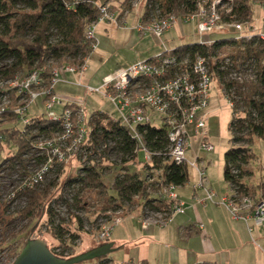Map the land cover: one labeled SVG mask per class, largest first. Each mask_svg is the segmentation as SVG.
I'll use <instances>...</instances> for the list:
<instances>
[{
  "label": "trees",
  "instance_id": "16d2710c",
  "mask_svg": "<svg viewBox=\"0 0 264 264\" xmlns=\"http://www.w3.org/2000/svg\"><path fill=\"white\" fill-rule=\"evenodd\" d=\"M128 1L126 0V4ZM197 1L155 0L154 6L159 5L166 14H189L196 10ZM255 2L256 0H234L231 15L225 16L224 19L230 21L235 18L244 23L253 22ZM144 13L147 17L148 11L144 10ZM96 18L95 3H77L74 0H0V81L44 69L42 76L50 83L54 67L47 69V66L51 62L74 61L83 64L94 51L86 37V27ZM227 47L234 51L218 59L212 66L225 94L233 98L235 103L230 122L231 147L225 152L224 176L230 185L238 188L239 193L258 195L264 192V173L261 180L255 184L251 164L255 159L252 151L255 139H264V41L256 34L250 39L237 40L234 37L218 40L212 48L200 43L187 44L176 47L173 52L194 59L197 55L216 56L217 52ZM248 69L253 71L252 80L240 82L232 79L235 70L245 72ZM20 97V94L11 92V105L1 114L0 152L7 155L0 161V237L4 230L19 220L27 222L20 231L23 234L42 214H46L47 231L61 244L55 249V253L65 258L72 257L74 253L69 252V249L74 248L81 238V232H85L84 219L74 215L72 218L76 217L77 221L66 225V221L61 219L54 209V204H64L69 210L76 208L90 213V201L82 194L83 190L89 188L102 197V206L97 208L94 214L114 212L110 213V216L101 217L102 219L111 220L115 211L125 207L126 210L129 207L132 212L139 209L138 215L143 209L170 212L171 205L157 195L164 185H185L189 180L190 167L169 159L167 130L156 125L138 127L145 146L152 153V162L145 161L142 170H132L131 167L138 162L140 155L145 158L139 142L119 118L104 111L90 114L87 144L83 151V155L90 162L97 155L100 156V161L81 167V173L69 179L65 190L63 193L61 191L58 197L54 189L58 187L63 164L50 169L45 179L48 180L56 171L57 177L50 179L47 184L41 181L33 187L22 185L24 178L47 161L46 156L40 154L35 146L37 140L40 137H51L61 131L62 123L49 120L46 112H36L31 116L29 109L27 116L31 123L24 124L15 111ZM42 102L43 99H39L34 105L43 104ZM113 155L118 158L117 162L109 160ZM106 161L110 162L112 167L104 165ZM113 169L124 172L115 175L113 182L108 186L105 170ZM149 170L158 172V175H153ZM12 188L15 191H11ZM110 189L115 192L112 194ZM11 192L14 193L10 194ZM88 218L91 220L90 216ZM71 223L76 225L75 231L70 227ZM99 228L100 226L97 230ZM13 236L16 238L15 234ZM58 249L62 251L57 252ZM78 264L145 262L115 263L113 259L104 256L97 262L88 260Z\"/></svg>",
  "mask_w": 264,
  "mask_h": 264
},
{
  "label": "built area",
  "instance_id": "2783aa9c",
  "mask_svg": "<svg viewBox=\"0 0 264 264\" xmlns=\"http://www.w3.org/2000/svg\"><path fill=\"white\" fill-rule=\"evenodd\" d=\"M74 1L95 3L97 18L87 25L85 32L94 51L98 47L97 26L114 23L117 26L126 27V14H129V11H126V0ZM154 1L135 0L133 3V9L137 11L136 29L141 35L152 33L157 37H162L166 31L180 22L198 20L201 34L236 31L241 33L240 36H236L237 40L250 39L258 34L264 41V32L255 31L252 23L249 25L235 18L230 21L224 19L225 16L231 15L234 0H198L196 10L189 14H166L159 5L156 6L157 8L154 6ZM143 3L145 4L144 10L148 11L147 17H145L144 10L142 13L138 12ZM258 3L264 10V0ZM246 28L251 29L250 32L244 33ZM215 42L216 40L198 43L212 48ZM221 51L213 57L197 55L194 59H190L188 56L175 54L173 50H165L147 60L137 61L107 75L99 87H87L89 93H102L115 104L121 116L120 121L128 127L132 136L139 142L138 145L147 163L152 162V153L145 146L138 127L140 125L164 127L169 140L167 152L169 159L177 164H186L197 171L200 178L197 186L205 188L207 199L210 201H214L218 194L209 187L206 176L209 164L201 158L200 152L214 149V144L209 138L205 109L211 100L212 83L214 81L220 83L212 66L218 59L228 56L227 54L221 55ZM229 62L228 59L227 64ZM87 69L86 60L77 67L64 65L62 68L53 69L50 83L46 82L42 76L41 72L44 69L35 70L26 76L18 74L9 80L0 81V122L1 114L11 105V92H16L21 95L20 99L25 98L26 100L24 104L15 107L19 119L24 124L31 123V119L27 116L30 109L29 101L36 103L39 99L45 102L47 118L62 123L61 131L51 137H40L37 140L35 146L40 154L46 156L47 161L24 178L22 185L33 187L41 181L44 182L53 166L64 164L67 156L60 149L68 143L83 149L88 138L90 115L87 114L84 103L77 100L67 101L62 112L56 111V105H61L64 101L56 92L55 87L60 80L61 71L77 73L78 71L85 72ZM231 77L240 82L254 78L251 69L245 72L235 70ZM222 90L233 108L235 106L233 98L225 94L223 87ZM195 143L197 145L193 146ZM191 150L194 153L193 159L187 157ZM177 187L164 185L159 192L163 201L171 205L169 213H157L143 209L138 215V220L144 229L154 225L166 227L176 215L186 212V204L180 200L176 191ZM230 189L228 194L220 197V203L227 207L235 219H243L246 222L252 219L254 224L251 228L263 226L264 192L258 195L242 194L234 185H230ZM116 215L111 220L103 218L100 221V228L95 237L97 241L104 242L110 239L114 228L124 221L121 212Z\"/></svg>",
  "mask_w": 264,
  "mask_h": 264
},
{
  "label": "rangeland",
  "instance_id": "374dc122",
  "mask_svg": "<svg viewBox=\"0 0 264 264\" xmlns=\"http://www.w3.org/2000/svg\"><path fill=\"white\" fill-rule=\"evenodd\" d=\"M134 1L135 0H129L126 4V11H129V14H126V27L117 26L114 23L100 24L99 26H97L96 38L98 41V47L87 59L88 69L85 72H67V81L60 80V82L58 83V87H60V83L61 85H66L67 89H71L72 92L75 93V95L73 94L71 96L64 97V95L58 93V95L60 94L59 96L63 99L64 102L61 105H56V111L62 112L64 110V104L67 101L77 100L84 103L88 115L92 114L95 111H104L113 117L120 118L121 116L119 111L117 110V107L113 102H111L108 97L98 92L89 93L87 87H99L102 85L103 78H105L107 75L113 74L121 68H126L130 64L137 61L147 60L150 57L157 55L165 50H173L176 47L187 44H195L200 41H218L234 38L241 35L240 32L236 31L207 32L205 34H201L198 28V20L192 22H180L170 30L166 31L162 37H157L152 33L141 35L136 29L137 18L135 15L137 11H134L133 9ZM258 1L260 0H256L253 5L255 14L254 21L251 23L253 26H255V31L264 32V10L258 3ZM144 7L145 4H141L138 12L142 13ZM251 23H249V25H251ZM250 30L251 29L246 28L244 33L250 32ZM233 51L234 50H232L230 47H227L225 49H222L221 55L225 56V54L228 55ZM64 65L77 67L78 63L74 61H54L51 62L49 66H47V69L52 67H54V69L62 68ZM61 72L63 73L64 70ZM210 94L211 100L208 107L205 109V112L207 111L206 122L209 132V138L214 144V149L211 151H201L200 155L205 160L212 162L211 164H209V166H211V168L213 169L212 172L214 175L217 174L223 177L225 152L228 148L231 147L230 122L232 119L233 110L228 99L223 93L221 84L218 83V81H214L212 83ZM25 102V98H19L17 104L18 107ZM42 103L43 104L39 103V105H34V103H31L29 101L31 116L36 112H46L44 100ZM86 144L87 143L85 142L83 150L79 147L76 148L73 144L71 145V143H68L67 146H64L60 149L62 153L66 154L67 160L63 164V173L60 175L58 187L54 189V193L57 194L56 197H58L61 191L63 193L66 188L65 184L69 181V179L76 177L79 173H81L80 169L84 166V164L90 165L94 164L97 161H100V156L98 155L92 160V162H90L89 159L83 155L84 147L86 146ZM196 145V143L193 144V146ZM252 151L255 154V159L251 165L254 171L253 181L256 184L261 180L264 173V139H255L252 145ZM99 152L101 153L102 150H99ZM0 153H2L0 154L1 161L7 154H4L3 152ZM187 157H189L190 159L194 157V153L192 156V150L187 154ZM117 159L118 158L114 155L112 157H109V160L111 162H117ZM87 160L88 162L86 163L85 161ZM144 163L145 160L143 158V155H140L138 162L133 167H131V169L142 170V166ZM103 164L112 167V164L108 161L104 162ZM149 171L155 176L158 175V172L156 171ZM56 172L51 174L48 180H44L45 184L50 182L49 180H52V178L56 179ZM121 172L124 171H121L120 169H113V171L105 170V177L108 186H110L113 182L115 175ZM189 173L190 175H193V170L191 168L189 170ZM16 179H19V177H16ZM78 189L79 187L77 186L76 190ZM11 191H15V189L12 188ZM110 192L113 194L115 191L113 189H110ZM82 194H84L87 197L88 201H90V206L88 207L90 213H87V211H79L76 208H72V210H69V207L64 204H54V209L60 215V218L66 221V225H69L71 221H77L76 217L72 218V216L74 215L84 219L85 232H81V238L77 241L74 248L69 249V252L74 253L73 256L85 253L91 249L107 243L109 239L105 240L104 242L96 240L95 237L98 234L97 227L100 225V221L102 220L101 217H105V215L110 216V213H114L112 211H108L102 214H94L95 210L102 206V197H99L97 195V192L93 191V189L90 188L83 190ZM7 195H9V192H7ZM157 197L162 199L159 193ZM129 210V207L127 208V210L125 207L121 208L119 211H115L116 213L113 214L114 217L117 216L116 214L118 212H121V216L124 218V221L116 226L118 227L116 233L122 236L123 241H117L118 247L113 252L109 253V256L115 263H119L124 260L126 262V215L133 213ZM137 211H139V209ZM89 216L91 217V220L88 218ZM96 218H98V220ZM47 219L48 216L46 214H42L40 218H38L36 221H34L33 224H31V226H29L28 231L23 234H21L20 231L27 224V222H24V220L14 222V224L10 225L7 230H4L5 232H3V235L0 237V264H13L16 257L19 255L18 253L31 239L44 240L48 244L49 248L55 253V249L61 244L56 241L55 238H53L52 235L47 231ZM56 223L59 222L56 221ZM70 227L73 229V231H75L76 225L74 223H71ZM11 233L15 234L16 238H13L14 236ZM122 243L123 247H119L120 245H122ZM62 249H58L57 252H61ZM131 249L133 250V252H138L140 246L138 244H133ZM99 259L100 258L90 261L97 262Z\"/></svg>",
  "mask_w": 264,
  "mask_h": 264
},
{
  "label": "crops",
  "instance_id": "0c3cea01",
  "mask_svg": "<svg viewBox=\"0 0 264 264\" xmlns=\"http://www.w3.org/2000/svg\"><path fill=\"white\" fill-rule=\"evenodd\" d=\"M67 78L68 73L64 71L60 80L67 81ZM58 83L55 87L57 93L64 97L75 95L66 85L60 83L58 87ZM201 158L207 164L212 163ZM191 169L193 175L189 173L188 182L176 189L180 200L186 204V212L176 215L168 226L154 225L144 229L138 220L137 211L126 215V262L264 264V225L251 228L254 224L252 219L248 222L235 219L227 207L220 203V197L231 190L224 175H214L213 169L208 166L206 176L209 187L218 194L214 201H210L205 188L197 186L200 180L197 171ZM117 228H114L107 241L114 242L115 248L118 247L117 241H123L122 236L116 233ZM123 243L119 247H123ZM133 244L140 246L138 252L131 249ZM107 256L111 258L109 254Z\"/></svg>",
  "mask_w": 264,
  "mask_h": 264
},
{
  "label": "water",
  "instance_id": "95a60500",
  "mask_svg": "<svg viewBox=\"0 0 264 264\" xmlns=\"http://www.w3.org/2000/svg\"><path fill=\"white\" fill-rule=\"evenodd\" d=\"M116 248L113 243H105L85 253L69 258L56 255L44 240H29L16 257L13 264H78L107 256Z\"/></svg>",
  "mask_w": 264,
  "mask_h": 264
}]
</instances>
